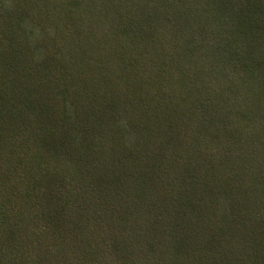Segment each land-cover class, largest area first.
Wrapping results in <instances>:
<instances>
[{"label": "trees", "instance_id": "1", "mask_svg": "<svg viewBox=\"0 0 264 264\" xmlns=\"http://www.w3.org/2000/svg\"><path fill=\"white\" fill-rule=\"evenodd\" d=\"M0 264H264V0H0Z\"/></svg>", "mask_w": 264, "mask_h": 264}]
</instances>
